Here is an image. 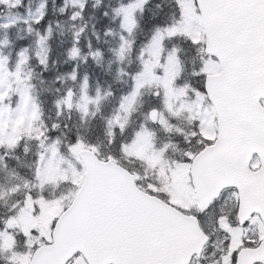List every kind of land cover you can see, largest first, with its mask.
I'll return each instance as SVG.
<instances>
[{
	"label": "snow or ice",
	"instance_id": "6c2138e0",
	"mask_svg": "<svg viewBox=\"0 0 264 264\" xmlns=\"http://www.w3.org/2000/svg\"><path fill=\"white\" fill-rule=\"evenodd\" d=\"M0 264H264V0H0Z\"/></svg>",
	"mask_w": 264,
	"mask_h": 264
}]
</instances>
